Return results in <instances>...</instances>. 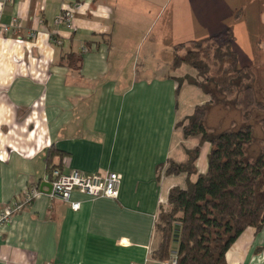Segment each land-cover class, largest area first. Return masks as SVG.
Segmentation results:
<instances>
[{"label": "crops", "instance_id": "0c3cea01", "mask_svg": "<svg viewBox=\"0 0 264 264\" xmlns=\"http://www.w3.org/2000/svg\"><path fill=\"white\" fill-rule=\"evenodd\" d=\"M263 8L264 0H0V22L21 24L0 33V211L39 191L0 226V264H164L154 257L158 212L171 187L205 172L210 149L201 144L189 178L158 174L200 143L178 142L176 124L209 100L196 85L177 87L195 70L171 69L173 48L232 25L234 51L241 31L264 61ZM63 11L72 27L55 23ZM219 105L235 109L214 105L206 122ZM48 166L116 172L117 197L74 190L73 210L49 195ZM224 259L264 264V226L246 227Z\"/></svg>", "mask_w": 264, "mask_h": 264}, {"label": "trees", "instance_id": "16d2710c", "mask_svg": "<svg viewBox=\"0 0 264 264\" xmlns=\"http://www.w3.org/2000/svg\"><path fill=\"white\" fill-rule=\"evenodd\" d=\"M241 11L234 15L239 19ZM63 17L67 13L62 12ZM223 35L221 40H218ZM233 26L217 35L174 46L171 69L188 65L195 70L189 81L209 95L186 116L184 135L199 136L200 143L187 150L182 163L169 162L164 174H195V162L203 142L210 144L205 172L185 187L173 186L167 195L169 210H159L154 232L162 231V241L154 251L158 260L175 264H227L226 250L246 228L257 231L264 226V104L255 92V75L248 65L239 64L232 45ZM187 44L190 46H187ZM185 46L183 54L178 48ZM177 78V87L181 85ZM217 104L231 105L241 115L236 128L217 131L206 126L209 109ZM252 121L258 123L262 137L253 159L246 149L254 143ZM57 166H48V175ZM164 168H158V174ZM175 254L172 255V244Z\"/></svg>", "mask_w": 264, "mask_h": 264}, {"label": "built area", "instance_id": "2783aa9c", "mask_svg": "<svg viewBox=\"0 0 264 264\" xmlns=\"http://www.w3.org/2000/svg\"><path fill=\"white\" fill-rule=\"evenodd\" d=\"M56 24H64L67 27H72L71 15L67 12V16L64 18L63 14L58 16L55 20ZM21 24L17 18H12L8 24L0 22V33L8 31L18 34ZM34 37L35 32L29 34ZM51 188L49 191L50 196L60 198L62 201L69 202V197L72 191L76 190L81 193H85L91 196H102L109 198H116L118 194V188L120 184V175L116 172H93L86 174L79 170H71L69 172H62L59 169H53L50 176ZM39 194L38 189L33 188L26 192L24 201L14 202L11 206H8L0 211V226L10 221L11 216L24 208L30 200ZM73 210H76L80 206V202H69ZM164 264H175V256H172L171 260H165Z\"/></svg>", "mask_w": 264, "mask_h": 264}, {"label": "rangeland", "instance_id": "374dc122", "mask_svg": "<svg viewBox=\"0 0 264 264\" xmlns=\"http://www.w3.org/2000/svg\"><path fill=\"white\" fill-rule=\"evenodd\" d=\"M226 3L228 4V0H226ZM253 10H254V7H252V6L249 7L248 8V14L253 13L252 15H254ZM255 24H257V23H255ZM237 35H238V37H237L238 45H236V47H238L237 53L239 56V64L248 65L252 69V71L255 75L254 87H255V92L257 94V98L259 100H261L264 104V61H263V56L260 52H256V51L254 52L253 44L251 45L249 43V37L243 35V33H241V31L237 32ZM262 36H263V33H261L260 37H262ZM222 38H223V35H221L218 40H221ZM254 39H256V37L252 36L253 42H254ZM187 46H189V45L187 44ZM177 48H178L179 54H183L186 50L185 46L184 47L181 46V48L180 47H177ZM189 48H190V46H189ZM172 56H173V53H172ZM185 66H186L185 68L192 70L191 67H189L188 65H185ZM187 76H188L187 74H184V75L178 77V78H180V80H183L181 82V86L184 82H186L185 78ZM190 76L191 75L189 74V77ZM186 79L189 81L190 78H186ZM219 106L215 107L213 109V111H211V113L209 114L210 117L208 118V122H206V126L210 129L214 130L215 132L238 127L241 123L240 112L236 109H224L221 107V105H219ZM210 109H209V111H210ZM209 111H208V113H209ZM263 113H264V110H263ZM206 121H207V117H206ZM186 124H187L186 117L180 118V120H178V122L176 124V127H177L176 137H177L178 142H179V140L181 142L183 140V138H187L184 135V130H183V127ZM252 134H253V137L255 139L254 143L249 145L246 149L247 157L249 159H253L257 155V153L259 151V141L261 140V137H262L260 127H259L258 123L255 121H252ZM188 137H191V136H188ZM169 162H174V161L169 160ZM168 164L169 163H167L166 166H164L162 173H164V170L166 169ZM160 210H163V211L169 210L167 203L163 204L162 207L160 208ZM155 238H156V247H155V250H156L162 241V231L160 230V227H159V229H157L155 231Z\"/></svg>", "mask_w": 264, "mask_h": 264}, {"label": "water", "instance_id": "95a60500", "mask_svg": "<svg viewBox=\"0 0 264 264\" xmlns=\"http://www.w3.org/2000/svg\"><path fill=\"white\" fill-rule=\"evenodd\" d=\"M47 188H48V192H49L50 188H51V184L50 183H48Z\"/></svg>", "mask_w": 264, "mask_h": 264}]
</instances>
